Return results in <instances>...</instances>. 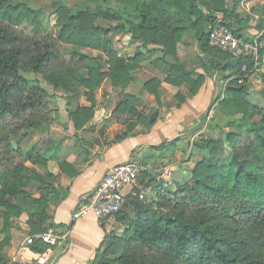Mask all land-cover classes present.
<instances>
[{
	"label": "trees",
	"instance_id": "1",
	"mask_svg": "<svg viewBox=\"0 0 264 264\" xmlns=\"http://www.w3.org/2000/svg\"><path fill=\"white\" fill-rule=\"evenodd\" d=\"M82 1L78 9L62 0L53 4L59 27L56 37L44 30L39 10L17 0H0V235H4L0 264H8L3 250L11 240L12 219L27 214L32 234L45 233L40 223L45 222L50 197L63 198L53 173L43 176L27 166L28 162L46 166L53 159V148H43L44 140L21 147L22 141L48 131L59 120L49 89L26 75L40 77L54 92L88 99L90 108L70 114L78 131L94 118L95 93L105 81L126 87L132 72L155 53L170 67L167 82L176 87L197 88L204 77L226 74L224 96L214 99L210 109L219 102L222 109L240 116L224 126L229 128L224 138L203 135L195 142L200 158L189 181L174 191L162 189L159 175L147 181L153 175L144 171L141 182L155 187V195L143 201L129 199L113 217L128 227L121 236L106 233L91 264H264V107L253 106L246 80L240 83L243 66L249 63L252 68V61L235 60L209 44L218 20L241 38L234 28L243 23L237 0ZM111 1L129 9L132 20L108 7ZM260 23L264 26V21ZM190 31L196 33L204 54L205 76L198 81L192 80L194 71L183 63L166 62L168 57H177L178 44ZM115 34L130 35L141 43L133 58H120L113 50ZM62 44L75 49L62 51ZM159 85L153 79L146 88L157 95ZM261 96L264 100V89ZM137 103V97L124 95L117 113L132 112ZM256 117L260 119L255 121ZM57 162L62 172L76 176L72 166ZM33 186L41 193L40 199L30 197L28 188ZM51 249L42 240L31 244L36 254L46 255Z\"/></svg>",
	"mask_w": 264,
	"mask_h": 264
},
{
	"label": "crops",
	"instance_id": "2",
	"mask_svg": "<svg viewBox=\"0 0 264 264\" xmlns=\"http://www.w3.org/2000/svg\"><path fill=\"white\" fill-rule=\"evenodd\" d=\"M237 2V13L243 23L234 24V28L240 32L241 39L252 40L261 31L259 21L264 19V0ZM140 45L130 35L113 36V50L120 58H133ZM203 57L196 33L190 31L178 44L177 57H168L166 62L183 63L187 70L194 71L192 80L198 81L205 76ZM161 60L162 55L159 53L146 57L140 63V68L132 72V81L126 87L115 86L107 79L95 93L94 118L81 130H76L70 114L78 109L90 108L91 103L83 95L74 99L71 95L60 94L63 98V110L56 107L58 112L55 111L59 115L57 123L61 127L54 130V133L58 131L59 137L52 134L45 140L46 133H43L41 139L36 141L38 144L44 140L41 145L43 148H53V159L46 166H34L30 162L27 166L43 176L48 172L53 173L54 185L62 192V199H57L55 195L50 197L45 222L40 223L41 227L47 231L54 229L62 233L70 232V238L63 246L53 247L46 255L36 254L31 251V244L35 240H41L44 233L32 234L27 214L19 219L13 218L11 240L3 250L8 264H43L40 261L44 257H49L46 264H91L105 241L106 233L112 232L113 225L120 224L115 218L99 222L93 216L74 222L72 216L86 203L111 166L135 159L143 165L145 172L153 175L146 180L159 175L157 181H162V189L166 190L189 181L190 178L183 180L187 174L191 177V171L196 166V160L198 161L199 151L195 142L205 135L202 129L207 119L205 114L210 110L214 99L222 96L223 92L219 94L218 89L226 74L221 73L215 78L204 77L203 84L197 88L189 84L176 87L167 82L170 67H165ZM153 79L160 83L157 95L146 88L147 83ZM224 86L225 82L222 89ZM124 95L137 97L138 103L132 112L120 115L117 108ZM21 147L24 148L22 145ZM57 159L72 166L76 176L71 178L62 172ZM52 162H56L54 164L58 171L50 168ZM170 176L172 186L167 181ZM151 189L154 191L155 187ZM28 191L32 199H40L41 193L37 187H30ZM131 191L130 188L126 189L125 195L129 196ZM2 221L0 217V223ZM3 239L4 235H0V240Z\"/></svg>",
	"mask_w": 264,
	"mask_h": 264
},
{
	"label": "built area",
	"instance_id": "3",
	"mask_svg": "<svg viewBox=\"0 0 264 264\" xmlns=\"http://www.w3.org/2000/svg\"><path fill=\"white\" fill-rule=\"evenodd\" d=\"M209 44L224 53L230 54L235 60L250 59L253 70H250L251 66L246 63L242 69L245 75L261 68V56L264 51V29L259 31L252 40H243L224 27L221 20H218L209 35ZM243 81L244 79L241 78L240 83ZM144 171L143 165L135 159L109 167L86 203L73 213L72 220L76 222L93 216L102 222L122 212L129 201V196L130 199L135 197L141 201L145 200L146 196L153 191L141 182L140 178ZM128 188L132 191L129 196H126L123 192ZM69 238L70 232L62 233L54 229L48 230L40 237L42 242L52 247L63 246ZM48 260L49 257H44L40 262L46 264Z\"/></svg>",
	"mask_w": 264,
	"mask_h": 264
},
{
	"label": "rangeland",
	"instance_id": "4",
	"mask_svg": "<svg viewBox=\"0 0 264 264\" xmlns=\"http://www.w3.org/2000/svg\"><path fill=\"white\" fill-rule=\"evenodd\" d=\"M17 1L22 2V3H26L29 7H31L34 10H39L40 11V20H41L40 22H41L42 26L44 27V30L46 32H48L49 34L58 37L59 27L56 24L57 17L53 13V4L59 2L60 0H17ZM62 1H65V3L69 7H71L72 9H78L80 7H83V5H84V2L82 0H62ZM108 7L113 8L115 10H119V11L121 10L120 12H121V14H123V16L125 18L132 20L131 11L129 9H125L124 7H121V5L118 2L111 1V3L108 5ZM261 21H264V19ZM260 24H263V23H260ZM261 28H264V26L262 25ZM60 49L63 51L66 49H75V47L73 48V46H64L62 44V45H60ZM84 51L87 53H91L94 56L100 55V53L93 52L94 50H84ZM101 59L103 60V62H106V60H104L103 55H101ZM250 70H253V69L251 68ZM26 76H27V78H29L31 80L39 81L44 87L49 89L50 94L53 95L50 98V100L52 103L51 106L54 110L57 111L56 107L58 109L61 108L60 110H63V98L60 97L61 93L54 92L52 90V88L49 87L40 77H37L33 74H27ZM241 78L246 80L247 84L249 83V87H250V89H249L250 90L249 102L255 107H258V108L264 107V100L262 99V96H261V91H262L263 82H264L263 81L264 80V54H263V59L261 62V68L258 71L254 70L253 72H248V74L241 76ZM223 84H224V82L222 83V85ZM222 85H220L221 87L219 86L218 91H219V94H221L223 92L222 93V98H223V96H224L223 89L224 88L222 89ZM205 115H206L207 119L205 120V124H204V127L202 129L204 130L203 134H205L209 138H218V137L224 138L225 133L229 131V128H225L224 126L229 121H231L234 117L240 116L238 114H233L232 111H230L229 109H222L219 102H216L213 105V107L210 110H208V112ZM259 119H260L259 117H256L255 121H258ZM60 127H61V125L57 123V124L53 125V127L50 128L46 132H36L32 135V138L30 140L22 141L21 145L24 148L28 147V146L30 147L32 145H36L37 144L36 141H38L39 138L41 139L40 136L43 133L44 134L46 133L45 134V140H48L50 138V136H52V134H55L54 136L56 137V136H58L59 133H58V131H56V133H54L55 132L54 130H56V129L59 130ZM224 131H226V132H224ZM228 153H229V151L226 152L224 158H226L228 156ZM193 157H194V155H193ZM199 158L200 157H199V153H198V160H199ZM196 162H198V161L196 160ZM54 163H56V162H54ZM54 163L53 162L50 163L49 166L53 171L56 172V171H58V169ZM180 170H183V168ZM177 173H179V171ZM173 178H175V177H173ZM187 178H190V175H188V174L185 175V179L183 181H186ZM171 180H172L171 176L168 177V179H167L168 184H171ZM171 186H172V184H171ZM171 190L174 191L175 186L172 187ZM125 192H126V190L123 192L124 195H125ZM153 195H155V193L151 192L150 194H148L146 196L145 200L147 199V197L153 196ZM127 227H128V223H123V224H120V226L113 225L111 230H112V232L115 233V235L121 236Z\"/></svg>",
	"mask_w": 264,
	"mask_h": 264
}]
</instances>
